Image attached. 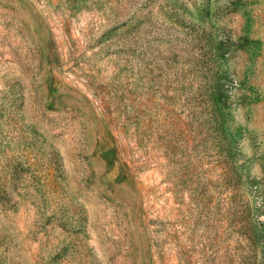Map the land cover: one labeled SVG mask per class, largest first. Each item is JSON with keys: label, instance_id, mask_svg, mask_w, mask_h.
I'll use <instances>...</instances> for the list:
<instances>
[{"label": "rangeland", "instance_id": "374dc122", "mask_svg": "<svg viewBox=\"0 0 264 264\" xmlns=\"http://www.w3.org/2000/svg\"><path fill=\"white\" fill-rule=\"evenodd\" d=\"M0 264H264V0H0Z\"/></svg>", "mask_w": 264, "mask_h": 264}]
</instances>
